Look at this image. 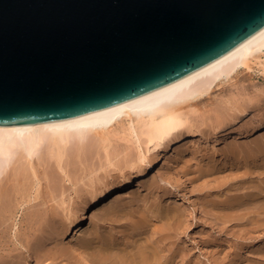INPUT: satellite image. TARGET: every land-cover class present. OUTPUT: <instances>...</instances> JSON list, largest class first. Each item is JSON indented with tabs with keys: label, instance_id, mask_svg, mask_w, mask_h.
<instances>
[{
	"label": "water",
	"instance_id": "water-1",
	"mask_svg": "<svg viewBox=\"0 0 264 264\" xmlns=\"http://www.w3.org/2000/svg\"><path fill=\"white\" fill-rule=\"evenodd\" d=\"M263 32L264 0H0V132L124 113Z\"/></svg>",
	"mask_w": 264,
	"mask_h": 264
},
{
	"label": "rangeland",
	"instance_id": "rangeland-1",
	"mask_svg": "<svg viewBox=\"0 0 264 264\" xmlns=\"http://www.w3.org/2000/svg\"><path fill=\"white\" fill-rule=\"evenodd\" d=\"M220 87H221L220 88L221 90H217L213 94V97L211 98V100H208V102L207 100H205L203 101V103L199 105H195V107L191 111H188L190 122L193 125H195L196 127L195 131H197V133H199V128H200V133L198 134V136L194 137V139H192L193 141L188 145V148H187L188 150H183L179 152L177 150V147H175V149L173 148L171 151L168 152V154L165 157H163L162 159L163 161H161V164L158 168H154V170L149 175H145L142 178L143 182L140 180L144 186L143 187L136 186L135 189H132L134 190L133 192L128 193V196L126 195V197H124L125 207L127 205L126 210L130 209L131 207H133L134 209V206H136L134 210L136 209L139 210V211L136 210V212L132 208L129 211L127 210L126 212L129 216L132 215V214L130 215L131 211H134L136 215L139 214V216L142 213L140 211H144L143 214H145V217L150 216L149 219H152L151 214L149 213H151L150 210L153 211L156 207L162 206L163 208H167L166 206L168 204L175 205V203L177 207L181 206V209L183 211V214L186 218L187 225H188L184 227L186 232L182 236L183 238L182 240L185 241V245L187 246L184 247L185 252H186L185 256L183 258L178 257L179 259L177 258L176 259L177 262L174 264H178V263L184 264L183 260L185 261V264H188L189 262H190L189 264H254L255 263L254 261H257V260L258 262L255 264L264 263V258H263L264 257V227L254 230L252 226H254L253 221L255 220V217L253 218L252 215H251L252 216L251 218L253 219L251 218L249 219L250 221L252 220L251 221L252 223L248 219H247L248 221L245 219V221L247 222H245L244 220H241V221L235 220L231 223L230 222L226 223V220L222 219L223 217L219 218V216H224L222 215L221 208H219L220 205L215 206V205H212L210 202L212 198L214 199V201L218 200L217 202L222 201L221 199L226 197L225 194L231 190L232 191L234 190V192H236V190L234 189L232 185L236 184L237 182H240L239 174L233 173L234 175L233 174L228 175L229 173H227L226 171L229 170L230 167H227L225 170L223 169V167H220L219 169H217L216 172L214 171L216 170L215 168H212L213 170L210 169L212 170V176H211V172L207 164L208 161H207V158L205 157V155H208V157H210L211 156L210 153H212V156H211L213 157L212 160L217 161V159H219L218 160L219 163H222V161H224L223 160L224 155L222 154L226 149L225 147L223 148V146L226 145L227 147V145H230L231 143L235 142V140L237 139L243 140L245 138L244 140L247 141V138L250 137L252 139L248 138L250 139L249 141L256 140V142L258 141L257 143L259 144L263 142L260 145L264 146V124H262L264 123V49L256 52L253 58L251 57L249 69L243 70V72H240L232 80L227 82L225 85L223 84ZM223 101L224 102L227 101L225 103H227L228 106L230 103L234 104L238 110V111L236 110L237 115L239 114L236 117V120L235 119L231 120L230 119L231 117H229L230 120L227 118L228 120L226 122V126L228 125L227 129L229 130L228 132H230L227 136H221V135L219 136V134L221 133L220 130H218L217 127H214L212 129V125H211L213 124V126H215L214 124L217 122V120L224 121V119L226 118L224 116L222 117V119L221 117H218V116L216 117V114H214L215 112H212L213 113L212 114L210 111V109L214 107L218 102L222 103ZM227 104H225V106ZM209 114L210 116L212 115L211 117L212 119H209L210 118V116H208ZM215 117L217 119H215ZM237 118H240V119H237ZM120 122L121 124H117L115 126L116 129H114V131L112 132V134H115V133L117 134L116 137L112 136L113 137L112 146L110 145L111 147H109L107 151H105L104 149H101L100 147L99 149L98 147L94 148L93 150L95 151L92 150L93 152H90L88 154V155H91V157L87 155L88 157L86 156L78 160V158H75L73 155H71L72 152H70L68 153L69 155L68 154L66 155L67 157L65 156L64 161L62 162L63 165L59 167L55 158H52L54 159L52 160L53 162L50 161L51 159L49 158V156H47L48 159L45 157L47 153L43 151L42 154L39 155V157L33 160L32 165L26 164L27 166H25L24 168L22 167L25 165L24 163L19 162L18 164L17 160L15 161V164H14L15 166L13 165V167L10 169L11 171L7 172V175L8 173L10 174L7 177L6 175L4 176L5 179H3L2 182L5 185L2 182H1L2 186L0 184L2 190L4 186V190L0 194L1 195L0 196V210H2L3 208L5 209V211L3 210L0 212V221L3 218L5 219L7 218L6 219L7 222L10 220L8 222L9 224L6 222L7 225H9V228H7L8 232H6L7 229L3 228L0 232V236H3L4 241L8 240V243L10 244V246L12 245V242H15L14 240H16L17 235H18L17 236L18 242H21L23 244L26 243V244L23 245V247H21V246H15L14 245L15 243H13V245L11 246V249L13 250L11 249L0 250V259L2 258V260L4 261L7 259L9 260L12 259L13 261L14 256H15V259H17L20 254L16 256L17 254L15 255V253H18L19 248H20L19 250L22 251L19 253H23L26 250L23 256L29 255V253L27 252L28 247L34 244V241L37 240V238H39L37 240L38 242H41V241L43 242L45 239V242H43V249L46 246L47 249L46 250L44 249L45 252L52 253V256H47V258L42 259L43 261L42 264H75V260L73 258H77V260H80L81 264H86L83 257L84 256L93 257L92 251L95 252V250L91 248L89 250L80 249V247H78L77 245V242L75 241L76 236L74 237L75 239L73 237L64 238V237H61V234H59L60 236H58L59 237L58 238V237H55L53 234H54V229L56 227H59L62 229L63 227L66 226L67 223L65 222L69 221V218H71L72 214H75L76 216L79 212H81L79 210L83 209L87 198L90 196L91 191H93V189L96 188V186L102 187L104 183L106 184L107 181L108 182L110 181L109 183L111 185L113 184V187L118 188V186H120L124 182L125 178L133 179L136 176L137 168H135L134 170L128 166L135 164L134 161L136 160V157H137L136 155H139L140 153L139 151L141 149L138 147L136 143H134L130 139H126L123 137L124 133L121 130L127 128L128 122L125 118H123ZM122 123H123V126H122ZM230 129L231 130L236 129V130L231 131ZM240 130H242V132ZM238 131L244 134V136L240 137L238 135L239 134ZM210 132H215V134L210 133ZM208 133L211 134V135L209 134L210 137L208 136ZM216 133L218 135H216ZM201 134L203 136H201ZM257 135H259V138H257L258 137ZM230 139L233 142L232 141L230 143L228 142L229 143L228 144L227 140L230 141ZM253 144L255 143L252 142V145ZM222 148L224 149V151H222ZM207 149L210 150L209 153L207 152L208 151ZM200 152L202 153L201 157L199 154ZM129 153L131 155L130 157H128ZM133 154H136V155H133ZM255 154L258 155V153H255ZM131 158L133 159V162L131 161L132 160ZM128 159L131 162L130 161L128 162ZM200 161L204 163L203 166H200L201 167L200 169L204 170L203 168H206V167L208 169V171L207 169L204 170L206 173L204 172V176L202 175L201 178L198 177L199 173H197L198 172L197 169H199L198 165L202 164L200 163ZM135 162L137 163V161ZM48 163H50L51 166ZM77 163H80V164L78 165ZM205 164L207 165L205 166ZM65 165L67 168L65 167ZM3 166H5V164H3ZM55 167H59L60 170L58 168V171H57V168ZM19 168H20V172H19ZM55 169L58 172L55 174L56 176L53 175V173L56 172ZM221 169L224 171V173H222L223 171ZM61 170H63V172ZM65 170L66 172H64ZM21 171L24 174H22ZM11 172L13 176L11 175ZM207 172L210 177L208 176ZM23 175H24V179H23ZM49 175L53 177H50ZM206 175L208 177H206ZM226 175H228V178L226 177ZM236 175H238L237 176L238 178H236ZM0 176H2L1 173H0ZM9 176L10 178H13V180H16V181H11L12 179L8 181L7 178H9ZM166 178H167L169 185L165 181ZM161 179L164 180L162 182L164 183V185L160 182L162 181ZM231 179H233V181ZM4 180H6L7 182ZM50 180L54 184H52ZM111 181H113L114 183ZM12 182H14V184ZM22 182L24 184H22ZM56 182L57 184H55ZM19 184H21L22 186ZM136 184L137 182H135V185ZM7 185H9L8 189H7ZM17 185L21 188V190H19L20 188L17 187ZM225 185L227 188H225ZM5 186H6V189H5ZM12 186L13 187L15 186V187L13 188ZM228 186L230 187V189L228 188ZM51 187L53 188V190L51 189ZM211 187H212V190H211ZM231 187H233V189ZM226 189H228L229 191H227ZM6 191H7V196L6 194L2 195L6 193ZM19 191L21 193L20 195H19ZM236 193L238 194L239 192L237 191ZM238 195H241V194H238ZM4 196L7 198L5 199ZM1 198L3 199V201ZM20 199L22 201L21 203H20ZM203 201H208L209 203L203 202ZM157 203L159 204V206L157 205ZM161 203L162 205H160ZM203 203L204 204L206 203L207 205L205 204L206 205L205 206L203 205ZM1 205L2 206L5 205V206H3L1 209ZM151 205L154 207L151 208L152 207ZM183 206H184V210H183ZM10 208H11V211H10ZM6 210L10 212H6ZM145 211L147 212V214L145 213ZM5 213L7 214L6 215L7 217L5 216ZM127 214L123 216L124 218L119 217L118 221L119 219L120 221L119 222L117 221L118 223H113L112 221L109 220L107 224H103V226L101 227V230L105 228L107 231L104 229V231L102 232L105 235L118 232L116 236H120V235L130 236L132 230L131 232H129L130 231L129 228L132 223H130L129 221L132 222L131 218L133 216L129 217L127 216ZM31 215L32 216L34 215L32 217L33 220L30 217ZM55 215L59 221H57V218H55ZM75 216L73 215L72 218ZM35 217H36V220H34ZM100 218H102V216L98 217V215L96 214L92 220H88L87 229L84 232V234H87V235L83 234V237L87 236L86 238H88L90 237L89 235L93 236L92 234H94V228H96L97 225L99 226L98 223L101 222ZM97 219H99V222ZM126 219H129V221L127 222ZM31 221H34V222H31ZM125 221L126 223L123 224L122 222H125ZM56 222L59 223L58 226L55 225ZM110 222L112 225L110 224ZM120 222H121V225H119ZM248 222L249 224L251 223L252 226L251 225L248 226V224H246ZM238 223L240 225H238ZM121 226H122V229H121ZM118 227H120L122 231ZM248 227L249 228L251 227V230L248 229ZM116 228L118 229L115 230ZM28 229H31V230L29 231ZM110 229L112 230V232L113 231L114 232L112 233ZM119 230L123 234H119L120 233ZM24 231L26 234H24ZM3 232L6 233V235L3 234ZM17 232L19 234H17ZM106 232H109V233H106ZM42 235H43L42 237L43 240L41 239ZM13 236L15 237L14 239H13ZM6 237H7V240H6ZM47 237H49V239ZM126 237H121L122 239L119 238L118 240H120V242L118 241V243H120L122 246H125L126 242L129 243L128 241L129 239H127L128 237L127 238ZM57 238L59 239V241ZM125 238L127 241L125 240ZM11 239L12 241H10ZM18 242L16 243L18 244ZM104 244H105L104 241L99 240L97 242L96 240L93 247L97 245V247L96 246L95 247L96 248L100 247L99 249H101ZM72 245L74 247H71ZM53 247L55 248L53 249ZM21 248L25 250L23 251L21 250ZM63 248L65 249L67 248L66 250L71 252V255H72L71 257L73 258L69 259L68 257L65 258L61 256L62 258L59 257L53 260L54 253L61 251V249ZM188 249H190L189 252H188ZM5 255H7V257ZM181 258L183 260H180ZM180 261H182L183 263ZM259 261H263V262L261 263ZM0 264H3V261L1 263V260H0ZM30 264H36V260L34 261L32 260Z\"/></svg>",
	"mask_w": 264,
	"mask_h": 264
},
{
	"label": "bare ground",
	"instance_id": "bare-ground-1",
	"mask_svg": "<svg viewBox=\"0 0 264 264\" xmlns=\"http://www.w3.org/2000/svg\"><path fill=\"white\" fill-rule=\"evenodd\" d=\"M263 49H264V32L262 33V37L255 43L254 46L244 49L235 59H228L223 65L217 67L214 71L202 76L197 82H190V83L180 87L178 90H171L168 94H166L164 96L152 98V99L140 104L138 107H131L128 111H126L124 113L110 115V116H107L103 119L89 121L85 124H74V125L67 127V128H59V129H51V130H28V131H20V132H12V133L0 132V173L2 174V176H0V184L3 181V179H5L4 176L6 175V177H7L10 174V173H8V175H7V172L11 171L10 169L13 167L16 160H17L18 164H19V162L24 163L25 165L22 166L24 168L25 166H27L26 164L32 165L33 160H35V158L39 157V155L42 154L43 151L47 153V155L45 157L47 158V156H49V158L51 159L50 161L54 160L52 158H55L59 167H61V165H63L62 162L64 161L65 156L70 152H72L71 155H73L75 158H78V160H79V159H82L83 157H86L90 152L95 151L93 149L96 147H98V149L100 147L101 149H104L105 151H107L108 148L111 147L113 144V141H112L113 137L112 136L116 137V135H117L116 133L112 134L114 129H116L115 126L117 124H121L120 121L123 118H125L128 122L127 123L128 126H127V128L121 130L124 133L123 137L126 139H130L131 141L136 143L138 145V147L141 149L139 151L140 152L139 155L133 154V155L137 156L136 160H135V161H137V163L134 161L135 164L128 166L134 170H135V168H137L136 176L133 179L125 178L124 182L120 186H118V188L113 187V184L111 185L109 183L110 181L109 182L107 181L106 184L104 183L102 187L96 186V188L93 189V191H91L90 196L87 198L83 209L79 210L81 212H79L76 216H75V214H72V216L74 215L75 217L72 218V216H71V218H69V221L65 222V223H67L66 226L63 227L62 229L59 227H56V228L54 227L55 229H54L53 235L55 237H58V236H60L59 234H61V237H64V238H68V237L74 238L76 236L75 237L76 239L75 238L74 239L77 242V245H78V247H80V249H82V250L88 249L89 250L91 248V249L95 250V252L92 251L93 257H89V256L83 257L86 264H174V263H176L177 262L176 259L178 257L183 258L185 256L186 252H185L184 247L187 246V245H185V241L182 240L183 239L182 236L186 232L184 227L188 226V225H187L186 218L183 214V211L181 209V206H179L180 207L179 208V207H177V205L175 203V205H169L168 204L166 206L167 208H163L162 206H159V204H158L159 202H158L157 205L159 207H156L154 210L152 209L153 211L150 210L151 213H149V214H151V218L154 219V220H152V219H149V217H150L149 215H148L149 217H145V214H143L144 211H140V212H142L140 214V216H139V214L136 215L134 213V211L136 212V210H138V209L134 210L136 208V206H134V209H133V207H131L134 211H131L133 213L130 212V215L131 214L132 215L129 216L126 211L127 210L129 211L131 208L126 210L127 205L125 207L124 197H126V195L128 196V193L133 192L134 190H132V189H135L136 186L143 187L144 185L142 183L143 182L142 178L145 175H149L154 170V168H158L161 164V161H163L162 160L163 157H165L168 154V152L171 151L173 148L175 149V147H177V150L179 152L183 151V150H188L187 149L188 145L193 141L192 139H194V137H197L198 134L200 133V128H199V133H197V131H195L196 130L195 125H193L190 122L188 111H191L195 107V105H199V104L203 103V101H205V100H207V102H208V100H211V98L213 97V94L217 90H221L220 86H222L223 84L225 85L227 82L232 80L240 72H243V70L249 69L251 57L253 58L255 56L256 52L263 50ZM222 92H223V90H222ZM223 102L222 103L218 102L214 107H212L210 109L211 113L215 112L214 114H216V117L217 116L221 117V119L223 116L226 117L224 119V121L223 120L222 121L217 120V122L214 124L215 126H213V124H211L212 129L214 127H217L218 130H220L221 133L219 132L220 133L219 136L220 135L221 136H227L230 133V132H228L229 130L227 129L228 125L226 126V122L229 119V117H231L230 118L231 120L232 119L236 120V117L239 115V114L237 115L238 110L234 104H231L229 102L230 104L228 106V104L225 103L227 101H225L224 103L227 104L225 106V104ZM210 114L208 116H210ZM211 117H212V115L210 116L209 119H212ZM216 117H215V119H217ZM237 119H240V118H237ZM231 124H232V122H231ZM262 124H264V123H262ZM122 126H123V123H122ZM233 127H235V126H233ZM260 128H261V126H260ZM218 130H216V131H218ZM232 130H236V129H232ZM240 131L242 132V130H240ZM215 132H210V133L215 134ZM241 132H239V134H238L240 137L244 136V134H242ZM210 133H208L209 137L211 135ZM216 135H218V134L216 133ZM201 136H203V135L201 134ZM212 136H214V135H212ZM257 136H258L257 138H259V135H257ZM248 138H250V137H248ZM248 138H247V141L244 140L245 138L243 140L236 138L237 140H235V142H233L231 139H230V141L227 140V143L228 142L230 143L231 141L233 143H231L230 145H227V147H226V145L223 146V148L225 147L226 149L224 151V149L222 148V151H224L222 154V155H224V159H223L224 161H222V163H219V161H218L219 159H217V161L212 160V158H213V157H211L212 153H210L211 154L210 157H208V155H205V157L207 158V161H208L207 164L209 166L208 167L209 170L212 168H215L216 170H214V171L216 172L217 169H219L220 167H223L224 170L227 167H230L231 169L229 168V170L226 171L227 173H229L228 175L233 174V173H238L239 177H240L239 178L240 182H237L236 184H234L232 186L234 187L236 192L238 191L239 192L238 194H241V195H238L236 192H234V190L229 191L228 189H226L229 192L226 191L227 195L225 194V196H226L225 198L221 197L222 201L217 202L218 200L214 201L213 198L211 201L209 200L212 205H215V206L220 205L219 208H221L222 215H224V216H219V218L223 217L222 219H225L226 223L227 222L231 223L235 220H239V221H241V220L245 221V219L249 220L253 216V218L255 217V220L253 221L254 226H252V224H251L252 220L251 221L249 220L251 222L250 224H249V222L246 224H248V226L251 225L253 227V229L256 230V229L264 227V160H263V158H264V155H263L264 146L260 145L263 143L262 141H261L262 143L259 144V143H257L258 141L256 142V140L249 141L252 138H250V139H248ZM252 142L255 143V144H253L254 147L252 145ZM200 150H198V151H200ZM204 150H206V149H204ZM207 152L209 153L210 150H208ZM255 153H258V155ZM199 154L201 157L202 153L200 152ZM203 154H204V152H203ZM88 156L91 157V155H88ZM130 156L131 155L129 153L128 157H130ZM66 160H68V159H66ZM129 161L130 160L128 159V162ZM131 161L133 162V159ZM10 163H12V164H10ZM66 163H67V161H66ZM200 163H202V162L200 161ZM3 164H5V166H3ZM48 164H50V163H48ZM77 164L79 165L80 163H77ZM198 164H199V162H198ZM203 164L204 163L198 165L199 166V169H197L198 172L195 171V172L199 173L198 177H200V178L202 175L204 176V172H205L204 170L207 169V167L203 168L204 170L200 169L201 168L200 166H203ZM207 164H205V166ZM54 165H56V164H54ZM50 166H51V164H50ZM59 167H55V168H57V171H58ZM65 167H66V165H65ZM17 168H18V166H17ZM20 168H19V172H20ZM28 168H29V166H28ZM32 168H33V166H32ZM66 168H64V169H66ZM13 170H14V168H13ZM47 170H49V169H47ZM59 170H60V168H59ZM212 170H210L211 176H212ZM55 171H56V169H55ZM57 171L54 172L53 175L58 173ZM61 171L63 172V170H61ZM207 171H208V169H207ZM12 172H11V175H12ZM47 172H49V171H47ZM64 172H66V170ZM21 173L24 174L22 171H21ZM222 173H224V171ZM15 174H16V172H15ZM207 174H208V172H207ZM240 174H241V176H240ZM228 175H226L227 178H228ZM208 176H209V174H208ZM208 176L206 175V177H208ZM237 176L238 175H236V178H238ZM17 177H18V175H17ZM20 177H22V176H20ZM50 177H53V176H50ZM230 178H232V177H230ZM234 178H235V176H234ZM7 179H8V181H10L11 179H12L11 181H16V180H13V178H10V176ZM18 179H19V177H18ZM23 179H24V175H23ZM231 180L233 181V179H231ZM4 181H6V180H4ZM163 181L164 180H162L160 182L162 183ZM165 181L168 183L167 178ZM111 182H113V181H111ZM135 182H137L136 185H135ZM12 183L14 184V182H12ZM51 183H52V181H51ZM22 184H24V183L22 182ZM52 184H54V183H52ZM55 184H57V182ZM162 184L164 185V183H162ZM19 185H21V184H19ZM168 185H169V183H168ZM1 186H2V184H1ZM1 186H0V194L4 190V186H3V190L1 189ZM8 186L9 185H7V189L9 188ZM165 186H167V185H165ZM229 186H228V188L230 189ZM17 187H19V186L17 185ZM233 187H231V188L233 189ZM225 188H227L226 185H225ZM5 189H6V186H5ZM51 189L53 190L52 187H51ZM17 190H18V188H17ZM19 190H21V188ZM211 190H212V187H211ZM247 190H248V192H247ZM209 193H211V192H209ZM234 193H236V194H234ZM5 194L7 196V191H6V193H4L2 195H5ZM17 194H16V196H17ZM20 194L21 193L19 191V195ZM21 197H22V195H21ZM135 197H137V196H135ZM211 197H212V195H211ZM4 198L6 199L7 197L4 196ZM3 199H2V201H3ZM21 202L22 201L20 199V203ZM23 202H25V201H23ZM203 202H208V201H203ZM162 203L160 205H162ZM18 204H19V202H18ZM125 204H127V203H125ZM132 204H134V203H132ZM205 204L203 203V205H205ZM5 205H3V206H5ZM3 206L1 205V209ZM19 206H21V205H19ZM153 207L154 206H152L151 208H153ZM209 207H211V206H209ZM3 210L5 211V209L3 208L2 210H0V212ZM8 210H6V212H10L11 208H10V211H8ZM183 210H184V206H183ZM243 211H244V213H243ZM221 212H220V214H221ZM2 213H4V212H2ZM145 213L147 214L146 211H145ZM185 213H186V211H185ZM96 214L98 215V217L102 216V218H100L101 224L98 223L99 226L97 225V227L94 228V234H92L93 236L89 235L90 237H88V238H86L87 236L83 237V234L87 229L88 220H92ZM126 214L129 217L133 216L131 218L132 222L129 221V219H126L127 222L129 221L130 223H132L131 226L128 225V226H130V228L128 227L130 229L129 232H131V230H132L131 235L130 236L128 235L129 237L126 235L128 238L126 236H123V235L122 236L121 235L116 236V234L118 232L113 233L114 231L112 232L111 229H110V231L113 234L105 235L102 232L105 229L104 228L103 230H101V227L103 226V224H107V222L109 220L112 221L113 223H118L120 221V219L118 221V218L119 217L121 218V217L125 216ZM6 215L7 214L5 213V216ZM56 215H55V218H57ZM33 216L31 215L30 217L32 218ZM136 216H138V217H136ZM36 217H37V215H36ZM36 217L34 220H36ZM217 217H218V215H217ZM253 218H251V219H253ZM6 219L3 218L0 221V232L3 228H5V229L9 228V225H7V223L10 220L7 222ZM32 220H33V218H32ZM97 220L99 222V219H97ZM55 221H56V219H55ZM57 221H59L58 218H57ZM247 221H245V222H247ZM31 222H34V221H31ZM122 223L125 224L126 221L122 222ZM239 223H238V225H240ZM58 224L59 223L56 222L55 225L58 226ZM110 224H111V222H110ZM241 224H242V222H241ZM119 225H121V222ZM11 226H12V224H11ZM11 226H10V228H11ZM122 226H124V225H122ZM122 226H121V229H122ZM118 228L120 229V227H118ZM118 228H116L115 230H117ZM124 228H126V227H124ZM248 229L251 230V227L250 228L248 227ZM28 230L30 231L31 229H28ZM121 231L119 234H123ZM124 231H126V230H124ZM6 232H8V229ZM101 232H102V234H101ZM109 232H106V233H109ZM3 234L6 235V233H4V232H3ZM17 234H19V233L17 232ZM24 234H26L25 231H24ZM77 235L79 238L77 237ZM84 235H87V234H84ZM14 236H13V239L15 238ZM17 236H16V240H14L15 242H12V245H13V243H15L14 244L15 246L23 247V245H25L26 243L23 244L21 242H18ZM8 237H9V235H8ZM25 237H27V236H25ZM42 237H43V235L41 236V239H42ZM55 237H53V238H55ZM121 237H126L127 239H129L128 240L129 243L126 242L127 247H126V245L122 246L120 243H118V241L120 242V240H118V239L119 238L122 239ZM4 238H5V236H4ZM28 238H30V237H28ZM47 238L49 239V237H47ZM126 238H125V240H126ZM38 239L39 238H37V240ZM6 240H7V237H6ZM37 240L34 241V244H32V245H30V247H28L27 252L29 253V255L23 256V254H25L24 252H26V250L24 249L25 250L24 251L21 248V250H23L24 252L19 253L22 251H20L19 250L20 248L18 247L19 248L18 253H15V255L16 254H17L16 256H18V254H20V255L18 256L17 259H15V256L13 257V259L15 261L14 260L12 261V259H10V260L7 259L4 261L1 258L0 259L1 263L3 261V264H30L32 260L33 261L36 260V264H42V262H43L42 259L47 258V256H52V253L50 252L51 253L50 254L48 252H45V250L47 249L46 246L44 248L45 250L43 249V242H45V239L43 242L42 241L38 242ZM56 240H55V242H56ZM96 240H97V242L99 240L104 241L105 244L102 246L101 249H99L100 247L96 248L97 245H95L96 247L95 246L93 247ZM10 241H12V239ZM46 241H48V240H46ZM58 241H59V239H58ZM16 242H18V244ZM51 244H49V245H51ZM44 245H45V243H44ZM11 246L8 243V240L4 241L3 236H0V250L11 249ZM98 246H100V245H98ZM55 247H53V249ZM65 247H67V246H65ZM71 247H74V246L72 245ZM66 249L63 248V249H61V251L58 250L59 252L54 253V255H53L54 259L53 260H55V258H59L61 256L65 257V258L68 257L69 259L73 258V257H71L72 256L71 252L67 251ZM72 249H74V248H72ZM11 250H13V249H11ZM189 250L190 249H188V252H189ZM11 254H13V253H11ZM68 255H70V256H68ZM5 256L7 257V255H5ZM9 256H11V255H9ZM182 258L180 260H183ZM73 259L75 260V264H81L80 260H77V258H73ZM180 262H182V261H180ZM183 262L185 264L184 260H183ZM254 262L257 263L258 260L254 261ZM259 262L262 263L263 261H259ZM178 264H180V263H178ZM262 264H264V263H262Z\"/></svg>",
	"mask_w": 264,
	"mask_h": 264
}]
</instances>
